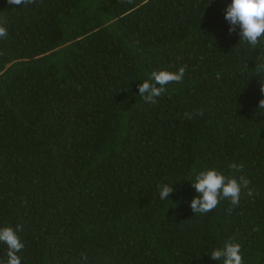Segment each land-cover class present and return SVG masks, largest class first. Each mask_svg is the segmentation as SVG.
Returning a JSON list of instances; mask_svg holds the SVG:
<instances>
[{
  "label": "trees",
  "instance_id": "16d2710c",
  "mask_svg": "<svg viewBox=\"0 0 264 264\" xmlns=\"http://www.w3.org/2000/svg\"><path fill=\"white\" fill-rule=\"evenodd\" d=\"M230 3L0 0V228L22 225L21 264H222L229 239L264 264V37L229 33ZM181 66L155 103L139 96ZM212 168L253 194L192 213Z\"/></svg>",
  "mask_w": 264,
  "mask_h": 264
},
{
  "label": "clouds",
  "instance_id": "9594fccd",
  "mask_svg": "<svg viewBox=\"0 0 264 264\" xmlns=\"http://www.w3.org/2000/svg\"><path fill=\"white\" fill-rule=\"evenodd\" d=\"M10 5H24L35 3V0H7ZM225 19L230 27L229 33L239 28L240 40L246 41L255 48L264 37V0H231L226 6L224 13ZM7 36V29L0 21V38ZM264 69V64L257 65ZM186 68L181 66L177 71L160 70L153 71L148 79H145L138 85V93L145 102L155 103V98L162 96L165 92V86L169 83H179L183 80ZM261 93H264V82H261ZM259 108H264V98L260 99ZM188 115L187 113L185 114ZM232 169L242 168L241 165L232 164ZM250 181L244 176L239 178L232 176L226 177L215 168L200 171L196 174L192 186L198 193L190 202L192 213H208L220 203L227 199L232 205H238L242 188L248 189ZM160 187V198L168 199L174 191L168 184H162ZM253 193L248 189L247 195ZM231 212V209H228ZM22 230V225L17 224L15 228L5 226L0 228V243L7 246L6 264H21V259L17 255L23 248L18 233ZM241 252V245L233 242L231 239L225 241L223 248L214 249L210 256L215 261H222V264H244Z\"/></svg>",
  "mask_w": 264,
  "mask_h": 264
}]
</instances>
